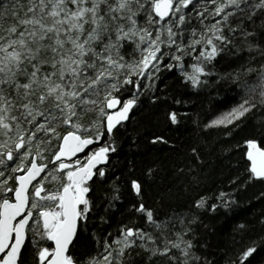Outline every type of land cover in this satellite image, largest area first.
<instances>
[{
	"label": "snow or ice",
	"instance_id": "obj_1",
	"mask_svg": "<svg viewBox=\"0 0 264 264\" xmlns=\"http://www.w3.org/2000/svg\"><path fill=\"white\" fill-rule=\"evenodd\" d=\"M0 264H264V0H0Z\"/></svg>",
	"mask_w": 264,
	"mask_h": 264
},
{
	"label": "trees",
	"instance_id": "obj_2",
	"mask_svg": "<svg viewBox=\"0 0 264 264\" xmlns=\"http://www.w3.org/2000/svg\"><path fill=\"white\" fill-rule=\"evenodd\" d=\"M227 70V69H223ZM234 94L228 91L227 86L217 84L215 86L206 87L199 95H192L190 92L185 96L186 100L190 101L192 105L189 108L190 113L195 118L198 114L199 120L202 124L208 123L211 120L215 119L222 112L227 111L233 104L236 103L235 100L231 99ZM188 129L192 131L193 135H196L197 132L192 130L191 120L188 122ZM225 129L220 127H214L206 129L207 138L209 140H224L228 141V138L224 136ZM188 133L186 132L185 135ZM244 133H241L243 135ZM239 138V137H237ZM242 154L238 153L235 157L232 158V163L234 164L237 160L240 159ZM246 159V157H245ZM229 161L225 160V164H228ZM243 171V166L239 169V172ZM239 174V173H238ZM217 228L223 233L226 231V227L222 226L217 222ZM215 239H220L218 235Z\"/></svg>",
	"mask_w": 264,
	"mask_h": 264
}]
</instances>
